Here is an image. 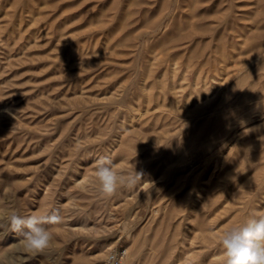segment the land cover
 I'll return each mask as SVG.
<instances>
[{"label":"rangeland","instance_id":"374dc122","mask_svg":"<svg viewBox=\"0 0 264 264\" xmlns=\"http://www.w3.org/2000/svg\"><path fill=\"white\" fill-rule=\"evenodd\" d=\"M105 155L142 180L103 197ZM0 209L64 217L22 264H225L264 212V0H0Z\"/></svg>","mask_w":264,"mask_h":264},{"label":"clouds","instance_id":"9594fccd","mask_svg":"<svg viewBox=\"0 0 264 264\" xmlns=\"http://www.w3.org/2000/svg\"><path fill=\"white\" fill-rule=\"evenodd\" d=\"M93 167L98 190L105 198L112 197L118 189L134 188L143 176L135 166L127 174L118 173L107 155L96 159ZM63 221L59 210L21 215L15 210L0 209V235L12 233L18 237L11 251H0V264H22L24 256L51 248L53 233L45 225H58ZM220 246L225 264H264V212L253 211L244 223L226 230L220 238Z\"/></svg>","mask_w":264,"mask_h":264},{"label":"built area","instance_id":"2783aa9c","mask_svg":"<svg viewBox=\"0 0 264 264\" xmlns=\"http://www.w3.org/2000/svg\"><path fill=\"white\" fill-rule=\"evenodd\" d=\"M126 255V249H116L109 254L104 264H124Z\"/></svg>","mask_w":264,"mask_h":264}]
</instances>
